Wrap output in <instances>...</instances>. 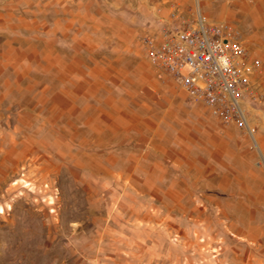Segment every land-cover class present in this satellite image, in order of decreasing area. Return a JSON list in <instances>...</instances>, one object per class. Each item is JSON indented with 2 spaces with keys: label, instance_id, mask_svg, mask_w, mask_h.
Returning <instances> with one entry per match:
<instances>
[{
  "label": "rangeland",
  "instance_id": "obj_1",
  "mask_svg": "<svg viewBox=\"0 0 264 264\" xmlns=\"http://www.w3.org/2000/svg\"><path fill=\"white\" fill-rule=\"evenodd\" d=\"M197 9L253 136L147 57ZM0 264H264V0H0Z\"/></svg>",
  "mask_w": 264,
  "mask_h": 264
},
{
  "label": "built area",
  "instance_id": "obj_2",
  "mask_svg": "<svg viewBox=\"0 0 264 264\" xmlns=\"http://www.w3.org/2000/svg\"><path fill=\"white\" fill-rule=\"evenodd\" d=\"M143 38L147 57L156 71L171 77L201 101L223 124L236 121L253 136L241 106L251 95L240 66L244 50L236 31L225 22L208 23L197 15L194 22L180 18Z\"/></svg>",
  "mask_w": 264,
  "mask_h": 264
},
{
  "label": "crops",
  "instance_id": "obj_3",
  "mask_svg": "<svg viewBox=\"0 0 264 264\" xmlns=\"http://www.w3.org/2000/svg\"><path fill=\"white\" fill-rule=\"evenodd\" d=\"M67 26V25H66ZM79 38V36H77V39ZM129 38H125V40L127 41ZM121 40V41H120ZM124 41V39L122 40V38H119V40L117 39V42L118 43H120L121 45H123V42ZM123 42V43H122ZM86 74H88L87 75V77L88 78H90L91 79V81H92V83L94 84V82L95 83H97L98 82V80L96 81L95 79H97V78H99V76L96 74V73H94L93 71H87V72H85ZM159 74V73H158ZM158 74H157V76H158ZM62 72H61V74H60V79H62ZM160 76H162V75H160L159 74V77ZM56 78V77H55ZM58 78V77H57ZM60 83H61V81H60ZM92 85V84H91ZM94 105V104H93ZM259 151H260V149H259Z\"/></svg>",
  "mask_w": 264,
  "mask_h": 264
},
{
  "label": "bare ground",
  "instance_id": "obj_4",
  "mask_svg": "<svg viewBox=\"0 0 264 264\" xmlns=\"http://www.w3.org/2000/svg\"><path fill=\"white\" fill-rule=\"evenodd\" d=\"M197 13L201 16V17H203L202 16V14H201V12L199 11V9H197ZM255 138V137H254ZM255 140V139H254Z\"/></svg>",
  "mask_w": 264,
  "mask_h": 264
}]
</instances>
